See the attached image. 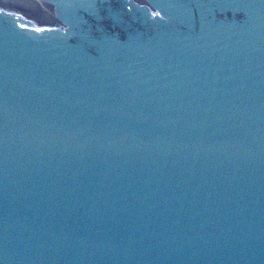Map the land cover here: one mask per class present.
<instances>
[{"label": "water", "instance_id": "obj_1", "mask_svg": "<svg viewBox=\"0 0 264 264\" xmlns=\"http://www.w3.org/2000/svg\"><path fill=\"white\" fill-rule=\"evenodd\" d=\"M0 264H264V0H0Z\"/></svg>", "mask_w": 264, "mask_h": 264}]
</instances>
